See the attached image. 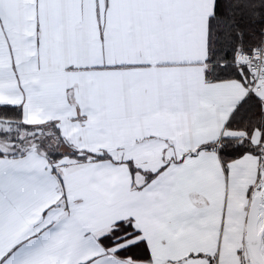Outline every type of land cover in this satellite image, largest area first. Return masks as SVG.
<instances>
[{
    "label": "snow or ice",
    "instance_id": "6c2138e0",
    "mask_svg": "<svg viewBox=\"0 0 264 264\" xmlns=\"http://www.w3.org/2000/svg\"><path fill=\"white\" fill-rule=\"evenodd\" d=\"M0 264H264V0H0Z\"/></svg>",
    "mask_w": 264,
    "mask_h": 264
}]
</instances>
